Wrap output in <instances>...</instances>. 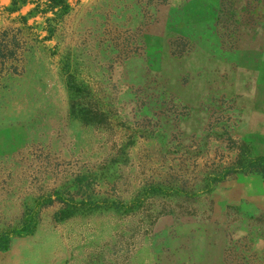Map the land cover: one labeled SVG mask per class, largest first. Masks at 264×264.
Segmentation results:
<instances>
[{"label": "rangeland", "instance_id": "374dc122", "mask_svg": "<svg viewBox=\"0 0 264 264\" xmlns=\"http://www.w3.org/2000/svg\"><path fill=\"white\" fill-rule=\"evenodd\" d=\"M12 1L0 264H264V0Z\"/></svg>", "mask_w": 264, "mask_h": 264}, {"label": "trees", "instance_id": "16d2710c", "mask_svg": "<svg viewBox=\"0 0 264 264\" xmlns=\"http://www.w3.org/2000/svg\"><path fill=\"white\" fill-rule=\"evenodd\" d=\"M30 0H13L11 7L7 9V11L11 14L21 11V9L29 4ZM36 4V7L29 12L28 16L23 17L25 23L28 20V17L33 16L37 13L47 14L52 13L54 17L46 18V23L48 24L47 30L50 34L54 32V25L57 21H61L66 15H68L71 11V6L68 3L67 0H37L34 2ZM6 49L9 48L7 45H3L0 43V55H4ZM9 52H12V50H8ZM15 52H13L14 54ZM245 172H258V169L251 166V162H247L244 165ZM224 175V174H223ZM37 219L32 218L25 220L21 228L15 229L12 231H6L0 234V250H3L6 248L7 244L9 243L11 234H31L33 233L35 226L37 224Z\"/></svg>", "mask_w": 264, "mask_h": 264}]
</instances>
